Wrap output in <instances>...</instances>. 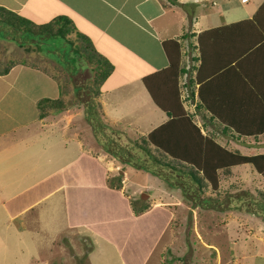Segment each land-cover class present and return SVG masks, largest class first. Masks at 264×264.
Wrapping results in <instances>:
<instances>
[{"label":"crops","instance_id":"0c3cea01","mask_svg":"<svg viewBox=\"0 0 264 264\" xmlns=\"http://www.w3.org/2000/svg\"><path fill=\"white\" fill-rule=\"evenodd\" d=\"M0 6L35 22L47 21L56 15L67 16L73 33L85 34L95 50L112 64V70L98 85L95 99L100 119L93 123L96 128H91L84 119L75 120V112L80 113L79 108L70 112L71 123L64 115L69 108L46 111L50 119H46L47 122L40 120L45 116H38L37 100L60 96L59 78L50 70L33 61H13L5 66V71L0 69V174H3L0 188L5 192L0 198V206L5 213V228L13 225L12 230L34 231L36 254L39 247L48 249L51 254V257L37 258L41 264L49 261L67 264L66 250L76 254V264L84 259L85 264H98L100 256L110 257L111 262L126 263L135 259L141 264L152 254L161 264L162 238L172 237L168 234L175 233L178 224L182 230L183 210L187 208L194 213L200 207L187 206L183 201L181 204L179 189L170 191L160 182H154L155 176L142 168L135 167L132 177L131 169L126 166L128 163L120 161L124 175L116 167L113 171L100 155L103 152L100 145H108L103 139L106 129L98 128V123L113 128L118 121L126 122L132 129L129 136L136 137L138 141L139 135H145L168 118L165 110L151 98L143 77L168 66L169 58L163 41L174 38L179 42V63L186 70L177 75L176 85L172 77L163 76L159 85L156 78L155 92L163 95L168 108L176 110L177 91L183 108L193 113L200 131H211L214 140L226 148L242 154L264 152V129L255 136L244 135L243 141L235 140L230 132L225 134L221 131L216 120L207 118L209 110L201 105L197 96L198 77L202 80L208 78L209 83L203 91L215 111L229 106L230 99H226L229 95L251 91L252 87L254 90L263 87L264 91V33L254 32L250 24L238 23L245 19L254 21L257 9L258 16H264V0H0ZM210 28H218L221 32L217 35L221 45L208 46V38L203 36L199 41L198 34ZM255 39L253 45L258 48L263 43L262 49L254 50L253 46L248 57L237 61L243 71H247L246 75L243 73L241 76L239 72L242 71L236 64L226 67L230 62L229 50L241 43L248 45ZM166 44L172 54L171 42ZM200 50L205 58L203 64H200ZM214 55L219 57L218 62L224 63L222 66L213 65L218 63ZM217 69H223L224 73L213 74ZM211 74L219 75L213 78ZM249 77L258 84L252 86ZM187 79L196 80L193 84ZM243 109L247 111L245 107ZM56 128L62 140L59 145H66L64 151L33 163L32 158H37L33 156L37 154L34 141L38 139L43 150L45 136L48 138L46 144H57V138L55 141L49 137ZM111 130L109 133L123 134ZM109 138L106 140L112 143ZM27 157L31 158L30 166L39 172L31 174L25 167L23 160ZM12 166L16 168L14 174L10 173ZM235 166L230 168L231 171ZM141 171L144 175L139 176ZM232 175L233 171L227 179ZM43 181L46 184L36 188ZM148 187L157 195L146 191ZM159 189H165V193L158 195ZM144 191L147 193L140 199L133 195ZM28 192L33 194L27 198L22 196ZM7 203H15L14 209L6 211ZM201 209L221 212L212 208ZM138 218H141V223L136 221ZM154 226H157L156 233L142 249L145 236ZM132 228L144 231L142 235H133ZM32 264H35L34 260Z\"/></svg>","mask_w":264,"mask_h":264},{"label":"trees","instance_id":"16d2710c","mask_svg":"<svg viewBox=\"0 0 264 264\" xmlns=\"http://www.w3.org/2000/svg\"><path fill=\"white\" fill-rule=\"evenodd\" d=\"M168 1L173 2L174 0ZM256 15L254 21H251V19H245L240 20L238 23L242 25L250 24L252 25L254 32L264 33V16H258V9ZM217 29L218 28H210L201 31L198 34L199 41L204 37V39L208 38V46H211L212 44L221 45L222 42L219 36L217 37L221 32ZM69 31L73 32L70 19L65 15H56L47 21L35 22L9 8L0 6V38L4 37L5 39L12 40L17 38L18 40L15 41L18 44H21V41H26L28 39L35 40L34 38L23 36V32L27 33V35H35L37 37L49 35L61 36L64 37V39L66 38L73 47L72 52L75 54L77 61H81V63L84 64L87 60L93 64V67H95L92 82L98 87L112 70V64L106 57L95 50L91 41L85 34L76 31L74 32V38L70 40L66 37ZM242 32L245 34V30ZM242 32L239 33L243 35ZM256 40L257 39L252 40L248 45L247 43L235 45L233 50H229L228 59H230V62L226 67H234L236 64L239 66V71H242L239 72L241 76L243 73L246 75L247 71H243L237 61L243 59V57H248L253 52V48L251 49V47L254 46L253 44ZM170 42V48L173 50L172 54L169 53L166 46V43ZM234 43L235 41H232V44ZM163 44L169 58L168 66L155 73L144 76L143 83L153 101L160 108L165 110L168 118L151 128L145 135H139L137 137L138 141L135 140L132 144H127V147L130 149V146H135L142 153V157L145 156L146 161L151 165L168 166L172 171L162 173V171L150 168L142 162L139 156H129V153L125 152L126 150L124 148L109 150V146H106V149L113 153V155L121 162L145 169L151 174L162 178L167 184L178 187L186 198V201H189L190 207L198 205L202 208H212L215 210H240L253 212L254 210L249 207L250 204H253L256 209L263 212L262 217L264 218V190L261 191L258 189L256 197L252 195L247 188L238 189L233 192H230L229 190L221 191L219 189L220 181L226 179L228 175L232 173L230 168L233 165L248 162L257 172L264 176V152L242 154L237 150H230L224 145L216 142L211 131H205L202 133L199 124L195 123V120L193 119V113L187 112L183 108L177 91L175 92L177 111L168 108L164 103L163 95L155 92V79H158L159 85L163 82V76L166 78L172 77L173 82L176 85L177 75L183 73L186 69H184L183 64L179 63L181 58L179 42L176 39L171 38L164 40ZM225 44L223 45L225 46ZM262 44L258 48H256L257 45L254 46V50L259 48L262 49ZM222 47L223 46H221V49ZM199 53L201 56H199V58L202 62L200 64H203L204 62L202 60L205 59L202 55L203 52L200 50ZM214 56L217 57L214 59L218 62L219 57L217 55ZM51 58L60 63L57 59L53 57ZM223 64L224 63L218 62L217 65H213L220 67ZM79 67H81V64ZM226 67H223V69ZM6 69L7 67H3L1 71H5ZM65 69L68 73H72V70H69L67 65H65ZM223 69H217L213 74L219 71L224 73ZM213 74H211V76H213ZM75 75L76 73L74 72L72 78ZM154 75L157 76L152 78ZM218 75L219 74L214 75L213 78L218 77ZM198 79H200L197 81V96L200 100L199 102L206 110H209V116L207 118L209 120H216V122L221 125V131L223 133L227 134L230 132V136L235 140L243 141L244 135L255 136L263 131V87H258L257 90H254L252 87L251 91L242 94L229 95V97L226 98L230 99L228 102L229 106L224 107H227L228 109L230 108V110L228 111L224 107H221V111H215L209 103L211 102L210 98L208 99L206 93L203 91V89H206L205 86L209 83H207L208 78L205 77V79L202 80V78L198 77ZM193 80L196 79H187L188 82L194 84ZM249 80L252 81V86L258 84L252 79V77H249ZM81 91L84 95L86 94L88 96V98L83 99L81 105L82 108L87 106L85 114H83L84 120L90 124L91 128H96L97 126L93 123L97 120L93 116L95 115L96 108H99L95 99L98 89L96 87L86 86L84 89H81ZM166 103L168 102L166 101ZM36 104L39 108L38 116H43L46 111L62 110L66 107L61 96L55 98L41 97L37 100ZM198 106L200 105L198 104ZM244 107L247 111L243 109ZM259 115L261 116L259 117ZM104 128H106V126ZM109 140L113 141L111 138H109ZM208 188L210 193H205V190ZM211 192H213V194H211Z\"/></svg>","mask_w":264,"mask_h":264},{"label":"rangeland","instance_id":"374dc122","mask_svg":"<svg viewBox=\"0 0 264 264\" xmlns=\"http://www.w3.org/2000/svg\"><path fill=\"white\" fill-rule=\"evenodd\" d=\"M23 36L34 38L36 41L28 39L26 41H21V44L18 45L16 43L18 40L17 38L14 39V42L13 40L5 39L4 37L2 39L0 38V69H2L1 67L9 65L13 61H33L46 68V70H50L59 78L61 87L60 96L66 104L65 108H69V111L66 112L67 114H64L67 117L66 120H69L68 123H71L73 119L71 113L75 112L77 108H79L80 113L75 112V120L84 119L83 114H85V111H83L81 105L83 99L88 98V96L86 94L84 95L81 89H84L86 86H92L98 89L97 85H94L92 82L95 68L93 67V64L87 60L84 64H82L81 61L78 62L75 58V54L72 52L73 47L71 46V43L66 38L64 39V37L49 35L37 37L35 35H27V33L24 32ZM66 37L71 40L74 38V33L69 31ZM37 40L38 45L36 46L34 43L37 44ZM74 45L76 46L75 43ZM50 56L60 61V63L52 59ZM80 64L81 67H79ZM65 65L69 67V70H72V73L67 72ZM74 72L76 75L72 78ZM43 116L45 117L40 120L47 122L46 119H50L48 113ZM93 117H95L96 120H98V118L100 119L98 108H96ZM79 123L82 124V121H78V124ZM100 126H102V128L106 126V128H104L106 129V132L103 134V139L105 140V144L110 146L109 150L124 148L127 150L126 152L129 153V156H139L142 162L150 168L162 171V173L172 171L168 166L151 165L146 161L145 156L142 157V153L137 148L131 149L132 147L130 146V149H128L129 147H127V144L130 145L136 137L133 138L129 136V132H131L132 129L126 122L118 121L113 128L104 123H99L98 128H100ZM58 130L59 129L56 128V130L49 135L51 140L58 139L57 144H46L48 138L46 136L43 138L44 150L41 149L42 146L39 147L40 144L38 139L34 141L37 144V154L33 156H37V158H32L33 163L39 161L42 162L43 157H54L64 151L63 149L66 145H59L62 143V140L59 137ZM108 130H116L119 133H123L125 136L123 134L118 135L111 132L109 133ZM107 137H110L113 140L111 141L112 143L106 140ZM95 140L98 142L96 137ZM100 146L103 148L101 151L104 152H100V155L104 158V161L108 163V166L112 168V170L115 169V167L120 169L122 165L120 164V160L114 156L113 153L108 151V149H105V145ZM30 159L27 157L23 160L26 165L25 167L28 168L31 174L39 172L35 171L36 168L30 166ZM46 160L47 158H45L44 161ZM116 164H119V166H116ZM126 166L128 169H131L129 171L133 177V171L136 168L130 164H127ZM15 169L16 168L12 166L10 168V173L14 174ZM45 169L46 168H44V170ZM137 170L140 172L139 169ZM232 171L233 175L231 178H226L220 181L219 189L221 191L229 190L230 192H233L238 189L247 188L252 195L256 196L258 189L261 191L264 190V176L260 175L250 163L246 162L240 165L238 164L232 169ZM43 174L44 173H42V175ZM121 175H124V171H122ZM141 175H144L142 171L139 176ZM2 176L3 174H0V178ZM151 176H155L154 182H160L162 186L168 188L170 191H177L179 189L176 186L167 184L162 178L154 174H151ZM147 179L150 181L152 180L151 177H148ZM131 182V185L133 186L134 182ZM44 184H46V182L43 181L36 188L41 185L43 186ZM0 185H2L1 181ZM146 191L154 192L153 189L149 187ZM146 191L143 193H147ZM159 193H165V189L164 191L159 189L158 195ZM205 193H210L209 188L205 190ZM32 194L33 193L28 192L22 194V196L27 198ZM154 194L156 193L154 192ZM211 194H213V192H211ZM4 195L5 192L0 188V198L4 197ZM133 195L140 199V193ZM166 195H171V193H167ZM178 197L181 200V204L183 201L185 205L190 206L188 205L189 201H186V198L180 189ZM14 204L15 203H7L5 210L10 211L11 208L14 209ZM249 207L254 211L221 210V212H211L206 210L205 212L202 211L201 207H197L193 213L186 208L181 212L182 230H179L178 224L175 233L168 234L172 237L164 236V238H162L160 243L161 253L159 255L161 264H264L263 212L256 209L253 204H250ZM3 219H5V213L0 206V264H32L33 260L35 264H41V260L37 258H44L46 256L51 257V254L48 253V249L46 248H37L36 254L35 244L37 239L36 235H34V231H21L20 229L12 230L11 228H13V225L9 228H5V222ZM136 221L141 223V218H138ZM38 227L40 228L41 224H39ZM143 231L144 230L139 231L136 228H132L131 233H133V235H142ZM156 231L157 226H154L145 236L142 249L151 242L152 236ZM66 249L67 248L64 250ZM157 249L158 246L154 251L157 252ZM64 253L63 254L68 256L69 259L67 264H76L75 260L77 259V256L76 254L72 255V250H69L68 252L66 250ZM64 255H62V257H64ZM155 257L156 255L152 254L141 264H159L155 261ZM102 258L101 256L99 257L98 264H138L135 259L127 260L126 263L125 261H122L121 263L119 261L111 262L110 257L103 256ZM48 264H52L51 261H49ZM79 264H85V259Z\"/></svg>","mask_w":264,"mask_h":264},{"label":"water","instance_id":"95a60500","mask_svg":"<svg viewBox=\"0 0 264 264\" xmlns=\"http://www.w3.org/2000/svg\"><path fill=\"white\" fill-rule=\"evenodd\" d=\"M144 195H146V194H144L143 192L140 194L141 197H144Z\"/></svg>","mask_w":264,"mask_h":264}]
</instances>
